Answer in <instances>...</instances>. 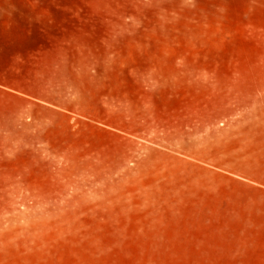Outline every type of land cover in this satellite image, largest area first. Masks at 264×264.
I'll use <instances>...</instances> for the list:
<instances>
[{
    "label": "rangeland",
    "instance_id": "obj_1",
    "mask_svg": "<svg viewBox=\"0 0 264 264\" xmlns=\"http://www.w3.org/2000/svg\"><path fill=\"white\" fill-rule=\"evenodd\" d=\"M0 264H264V0H0Z\"/></svg>",
    "mask_w": 264,
    "mask_h": 264
}]
</instances>
